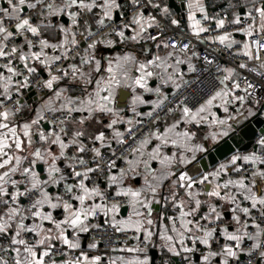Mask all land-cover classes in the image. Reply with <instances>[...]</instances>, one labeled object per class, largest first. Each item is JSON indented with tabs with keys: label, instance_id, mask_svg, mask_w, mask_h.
<instances>
[{
	"label": "snow or ice",
	"instance_id": "obj_1",
	"mask_svg": "<svg viewBox=\"0 0 264 264\" xmlns=\"http://www.w3.org/2000/svg\"><path fill=\"white\" fill-rule=\"evenodd\" d=\"M130 3L133 11L125 22V12L120 11L123 5L118 0H63L62 4L54 0H0V241L7 240L0 244V264H103L102 256L89 255L80 240L81 234L105 225L125 237L119 248L112 249L122 255L108 258L107 264H154L148 253L155 248L169 256L162 264H239L241 254L250 258L247 264H264V129L251 151L229 148L225 162L211 168L199 163L221 141L242 142L249 136L250 118L264 114V95H257V85L246 77L236 78L234 68H224L225 74L211 95L193 106L186 103L187 97L176 101L166 113L176 115L174 122L163 131L157 129L145 135L135 127L143 120L121 117L124 109L117 100L121 90L132 91L130 110L134 116H147L150 128L155 127L160 119L155 109L162 108L169 96L159 86L149 87V80L181 88L187 81L180 65L187 64L189 72H195L196 67L179 56L173 62L175 50L179 47L185 54L191 51L196 58L199 54L192 51L190 41L165 39L166 25L162 26V21L180 25L167 3ZM181 6L187 10L188 28L201 43L202 34L210 31L205 26L208 21L214 22L211 30L215 31L224 29L226 23L238 26L249 20L245 27L235 28L250 38L237 54L261 61L260 67L264 68V3L253 4L244 16L234 13L231 21L226 16L210 17L202 0H187L186 4L181 0ZM26 10L31 11L25 14ZM64 14L71 21L70 27L51 23V18ZM53 27L58 36L55 42L45 36ZM150 29H156L155 33ZM206 39L229 50L238 44L228 31ZM81 42L85 45L82 52ZM126 42H151L152 47H141L143 59L131 52L97 58L98 45L115 47ZM161 48L173 51L161 56ZM57 51L59 54H55ZM204 60L212 63L207 56ZM238 67L247 65L240 63ZM257 74L264 78V72ZM33 87L51 95L34 110V117L18 118L26 107L21 100L24 90ZM260 87L264 88V83ZM137 89L154 92L158 99L146 101ZM77 90L78 94H69ZM147 103L153 105V111H136L137 104ZM77 113L79 118L74 115ZM105 116L110 118L107 123ZM88 122L111 129L112 139L119 146L129 139L136 141V133L140 132L143 139L138 145H129L134 158L125 155L127 149L117 156L101 130L91 134L92 147H88L83 127ZM71 124L77 127L66 142L64 137ZM117 124L128 127L121 132ZM181 124L185 129L178 131ZM188 125H207L211 131L198 140ZM153 140L155 146L146 153ZM96 142L100 147L95 146ZM70 148L74 149L71 155ZM102 148L112 149L103 166ZM168 148L174 149L170 155L164 151ZM88 152L92 153L91 160L84 158ZM117 159L127 167L113 173ZM58 161H64V168ZM152 161H158L162 170L154 169ZM38 164L45 166L46 178L37 171ZM175 166L179 167L174 171ZM105 168L102 188L98 181ZM138 176L143 179L140 187L126 183ZM166 180L170 182L165 188ZM49 188L62 190L53 193ZM121 199L130 211L127 217L117 219ZM56 210H62L61 219L54 216ZM225 211L230 213L228 220ZM45 222L50 227H45ZM249 228L255 231L249 232ZM221 236L225 243L214 249L213 244H218ZM245 241L252 242L247 250L243 248ZM198 245L207 252L202 253ZM98 246L94 239L87 247Z\"/></svg>",
	"mask_w": 264,
	"mask_h": 264
},
{
	"label": "crops",
	"instance_id": "obj_2",
	"mask_svg": "<svg viewBox=\"0 0 264 264\" xmlns=\"http://www.w3.org/2000/svg\"><path fill=\"white\" fill-rule=\"evenodd\" d=\"M118 2L123 5V7L121 8L120 11L126 12V10H127L130 13L131 3H130L129 0H118ZM186 2H187V0H185V4H186ZM62 3H63V0H59L57 4H62ZM162 3H167L170 6L171 11H172L173 15L175 16V18H177V19L180 20V26L185 27L189 32H191L190 29L188 28L187 10H186V7H185V12H178L177 9H180V5H181V3L178 0H173V7H171L169 0H162ZM202 3L206 6L208 15L210 17L216 16L215 15V12H216L217 9L228 10L230 12L229 21H231L233 19V14L234 13H239L242 16H244L247 11H249V10L252 9L253 4L259 6L260 4L264 3V0H202ZM174 5H175V7H177V9L174 8ZM75 10L76 9H74V8L72 9V11H75ZM30 11L31 10H26V13L25 14H27ZM94 11H97L98 12V10H94ZM146 14H147V11H146ZM216 17H218V16H216ZM198 18H199V14H198ZM209 22H210V24L213 27H215L214 26V22H212V21H209ZM51 23L53 25L60 23V24H63L65 27H70L71 26V21H70V19L68 18V16L66 14L61 15L60 17H53V18H51ZM229 25H231V24L226 23V26H229ZM73 30H75V29H73ZM93 30L94 31L96 30L95 27L93 28ZM45 36H47L48 38H50V40L52 42H55L56 39L58 38V36H57V29L55 27H53V28L47 30L45 32ZM232 38H234L238 42L237 45H239V46L242 47L243 46V43L246 41V38L247 37L244 36L243 34H236V35H233ZM77 39L79 40L80 37L77 36ZM116 40H118V38ZM16 42L19 43L21 41L18 38L16 40ZM83 45H84V43L81 42V46H83ZM237 45H235V46H237ZM142 46L143 47H152V43L149 42L146 45H141V44L127 43L126 42L124 44L117 43L115 45V47H106L104 45H98L97 58H99L100 55H103L105 57H112V56H115L117 54L122 55L124 52H131L133 55L137 56L138 59H143L144 56H143V53L141 52V47ZM47 51L49 52L50 55L53 54V52H52L51 49H48ZM169 51H173V50L170 49V48L169 49L161 48L158 54L161 55V56H164ZM192 51H195L196 53L199 52L198 48H193ZM55 54H59V51H57ZM176 56H179L181 59L188 60L195 67L198 66V58L193 57L191 51L188 52L187 54L180 53V52L175 51V56L173 57V62H174V59H175ZM72 62H78V61H72ZM180 68L184 72V80L188 82L190 80L193 72H189L188 71V65L187 64L180 65ZM169 71H171V70H169ZM133 74L134 75H137L138 73H133ZM42 75L45 78L47 77V74L46 73H42ZM183 85L184 84H182V86ZM158 86L161 87V91L164 92V93H167L168 96L171 95V94H173V93H175L176 91H178L180 89V88L179 89H176L171 83H169L168 85H162L160 83V81L157 80V79H150L149 80V87L155 88V87H158ZM25 91L26 90H24V92ZM122 92H124L123 95L121 94ZM121 93L117 97V100H118V103H119L120 107H122L124 109L120 113L121 117L123 119H125V120H127L128 118H132L133 120H136V119L143 120V119H145L147 116L142 115V116L136 117V116H134V114L130 110L131 107H132V103H131V99H132V95H133L132 91L130 89H122L121 90ZM69 94L70 95L78 94V90H77L76 93H71L70 92ZM137 94H141L146 101H156L158 99L157 95L154 92L153 93L143 92V90L137 89ZM238 94H242V92H238ZM50 95H51V93L50 92H47V90L45 91V94L43 96H37V99H35V98L26 99V94H23V96L21 97V100L26 105V107H25L24 110H22V112L20 113V116L18 118L28 119L29 117H34V115H35V111L34 110L37 109V108H39L41 105H43L44 102L48 99V96H50ZM121 99L123 100L122 103L120 102ZM135 107H136V111L137 112H140V113H147L149 111H153V105L151 103H147V104H137ZM213 110L216 111V109H213ZM242 111H243V109H242ZM219 114L220 115H223L222 111H220ZM233 114H235V113H233ZM74 115H76V117L79 118V115L80 114L77 113V114H74ZM84 115H87V113H84ZM175 118H176V115L169 116L168 118H166L164 120V122H163L162 131H163V128L165 126H170L171 123L174 122V119ZM109 119H110L109 117L105 116L104 117V123H107L109 121ZM76 127H77V125H74V124H71V125L68 126V133L69 134H68V136H65L64 137V139H65L66 142H67L68 139L71 138V133H72V131L75 130ZM83 127H84V131H85V134H86V137H85L84 142H85V144L88 147H92L91 134L95 133L97 130H101V131H104L105 132L106 137L112 143V147L117 144L116 141L112 139L113 133H112V130L111 129H107V128L103 127V125H97L94 122H88ZM115 127L119 131L125 132V129L128 127V125L127 124H117ZM46 128H48V127H46ZM49 128H50V125H49ZM187 128L189 130L197 133V139L198 140L204 134H206L207 132L211 131V129L208 128L207 125H200V126L188 125ZM184 129H185V126L183 124H181L180 128H178L177 130L178 131H183ZM155 143H156V141L153 140L152 144H150L145 149V152L146 153L147 152H150L151 149H152V147L155 146ZM95 146L96 147H100L99 142H96ZM54 149H55V146H54ZM55 150L58 151V149H55ZM109 150L110 149H108V148H102L101 149V152H106V151H109ZM72 151H74L73 148L68 149V154L71 155ZM164 151L167 154L170 155L171 152L174 151V149L168 148V149H165ZM89 155H92V153H90V152L85 153L84 154V157L89 156ZM199 156H200V154H198V157L197 158H199ZM133 158L134 157L132 156L130 159H133ZM225 161H222V162H225ZM58 164H59V166L61 168H64V161H58ZM38 165H42V164H38ZM42 166H43V172L41 173V175H42V178H46V171H44V167L45 166L44 165H42ZM152 167L154 169H156L157 171L162 170V166L159 164L158 161H152ZM177 167H179V166H175L173 168V170L175 171L177 169ZM141 170H142V167H141ZM65 171H67V169H65ZM117 171H118V169L117 170H114L113 173H115ZM169 182L170 181H167V180L164 181L165 188L167 187V185H168ZM126 183H131L132 186H134V187H140V185L143 184V179L138 176V177H136V179L127 181ZM104 186H105V184L103 182H101V187L103 188ZM61 190L62 189L49 188V191L50 192H53V193H55L57 191H61ZM123 207L128 208L126 205H124V206H121V210H122ZM156 207L159 208L160 205H157ZM45 210H47V209H45ZM129 211H130V209L128 208V210L125 213V215H123L122 212L120 211L119 215L117 216V219L127 217ZM61 213H62V210H56L53 214H54V216L57 217V219H61L62 218ZM229 218H230V213H228L227 211H225V219L228 220ZM30 222L31 221H29V223ZM45 227H50V225H48L47 222H45ZM229 230L230 231L232 230V226L229 227ZM248 230H249V232H254L255 231L252 228H249ZM69 235L71 237V232H69ZM219 240H220V243H225V240L223 239L222 236L219 238ZM92 241H93V239L91 237V232L81 234V240H80V242H81V245L84 248V250L88 251L89 252V255H101L102 256V259L104 260L106 255L102 251L100 245L96 249H88L87 246ZM246 242L247 241H245V243ZM198 247L200 248V251L202 253H206L207 252V249L204 246L198 245ZM213 248L214 249L217 248V244L216 243L213 244ZM148 254L152 257V259L154 261V264H162V261L169 259L168 254L165 253V254L162 255L161 252H160V250H159V248L150 249ZM119 255H122V253L113 252L110 256H108L106 258L107 259L110 258V257L111 258H116ZM243 256L244 255L241 254L240 259H242ZM201 264H202V262H201ZM214 264H215V262H214Z\"/></svg>",
	"mask_w": 264,
	"mask_h": 264
},
{
	"label": "built area",
	"instance_id": "obj_3",
	"mask_svg": "<svg viewBox=\"0 0 264 264\" xmlns=\"http://www.w3.org/2000/svg\"><path fill=\"white\" fill-rule=\"evenodd\" d=\"M58 1L59 0H54L56 4L58 3ZM132 11H133V7L131 5L130 13L124 17L125 22H127V19L129 18ZM152 14L157 15L155 10H152ZM253 14L255 15V13ZM215 15L218 17L226 16L228 21L230 18V12L228 10L217 9L215 12ZM158 19H159V16H158ZM247 23H250V21L245 19L241 25H238V26L229 25V26H225L224 29L213 31L211 29H214V27L208 21L205 23V26L209 27L210 31L208 33L202 34L201 39H204V43H201L200 40L194 37L192 33L189 32L185 27L180 26V25L179 27H176L174 25H171L167 21H162V26L166 25L165 39H167L168 37H173L178 42L183 41L185 43H188L190 41L191 49L198 48L199 50L198 66L196 67V71L193 72L190 80L186 84H184L178 91L175 92V96H173L172 94L169 95V100L165 102V105L162 108L155 109V113L158 114L160 117L158 121H155V127L150 128L148 117L143 119L142 125H136L135 127L141 129V131H143L145 135H147L149 131H156L157 129L162 131L164 120L168 118L169 116L175 115V114L166 115L167 108L174 107L176 101L182 100L184 97L188 98L186 103H188L189 106H193L197 104L198 101L202 102L203 99H206L209 95H211L214 89L219 86L218 79L222 78L223 75L225 74L222 71V69L224 68H234L236 70V78L246 77L248 81H251L257 85V95H264V88L260 87V85L264 83V78H262L260 75L257 74L259 72H264V68L260 67L261 61L249 60L243 55H238L237 53L242 50V47L239 45L234 46L232 49L229 50L225 48L224 45H220L219 42L212 43L206 39V37L208 36H215V35L223 34V32L225 31L231 32L232 36L236 34H243L241 32L235 31V28L237 27L243 28L247 25ZM108 31L109 29L101 30V32H108ZM150 31L155 33L156 29H150ZM112 38L115 40L117 39V37L115 36H113ZM249 39L250 38L248 37L246 38V40H249ZM84 46L85 45L80 47L81 52ZM175 51L180 52L179 47ZM205 56H207L208 59L212 61L211 64H208L205 62L204 60ZM261 57H262V60H264V51L261 52ZM64 63L67 64V62H64ZM240 63L246 64L247 68H243V69L239 68L238 65ZM252 69H255L256 71L254 72L252 71ZM240 82H241V86L243 87L244 80L241 79ZM31 90L35 92L37 96H43L46 91V90H40L36 87L31 88ZM48 115L50 116L51 114H48ZM260 117L264 120V114H260ZM260 135L261 134H258L256 138L259 137ZM136 136H137L136 141L129 139L128 143L123 146H119L116 144L112 147L113 149L116 150L117 156H120V153L124 151L125 149H127V151H125V155H127L129 159L132 157L131 149L129 148V145H131L132 147H136L139 143V140L143 139V136H141L140 132H137ZM125 138L127 139V133H125ZM111 150L112 149L106 152H102V158L100 159L102 166L108 160ZM91 157L92 155H89L84 158L86 160H91ZM116 165L117 167L114 168L112 171L117 170L121 167L123 168L127 167V165L121 159L116 160ZM106 175H107V169L105 168L104 175L100 177V181L98 182L103 181ZM95 178L96 177L94 175L93 179ZM120 203H121V206L126 205L122 199L120 200ZM254 215H257V214L254 213ZM91 237L93 240L95 239L96 241L99 242V245L101 246L102 251L106 255L105 259L103 260V264H107L108 259L106 257L110 256L114 252L112 251V249L119 248L121 246V243L125 239L124 234L115 233L114 230L107 225H105L104 228L100 230L92 231ZM5 243H7L6 239L0 241V244H5ZM129 243H131V241H129ZM251 243H252L251 241H247L243 245V248L247 250V248L251 245ZM222 244L223 243H220V240H219L217 247H219V245H222ZM0 255H3V254L0 253ZM249 259L250 258L248 256L244 255L243 258L240 259L239 264H247V261Z\"/></svg>",
	"mask_w": 264,
	"mask_h": 264
},
{
	"label": "water",
	"instance_id": "obj_4",
	"mask_svg": "<svg viewBox=\"0 0 264 264\" xmlns=\"http://www.w3.org/2000/svg\"><path fill=\"white\" fill-rule=\"evenodd\" d=\"M181 3V0H178ZM171 7H173V0H169ZM174 8L177 9V7ZM178 12H185V7H182L180 5V9H177ZM129 14V11L126 10L125 15L127 16ZM124 92L121 94L123 95ZM26 94V99H31L35 98L37 99V94L33 92L31 89L26 90L24 92ZM120 102L122 103L123 100L121 99ZM249 123V122H245ZM46 127L49 128V125ZM249 136L245 137L242 142H239L237 140L233 139H227V142L225 143L224 141H221L220 145L212 152L211 155L204 154L203 160H199V163L201 166H207L208 168H211L212 165L218 164L222 161H225L227 159V156L230 155L228 152V149L231 148L233 151H239V152H246L250 151L253 148V143L254 139L258 134H262L261 130L264 129V120L260 117V114L257 115V117L250 118V123H249ZM252 133H255L253 136ZM251 137V139H249ZM191 168V166L189 167ZM37 170L40 171L41 173L43 172V166L38 165ZM128 208L123 207L121 212L123 215L127 212Z\"/></svg>",
	"mask_w": 264,
	"mask_h": 264
}]
</instances>
